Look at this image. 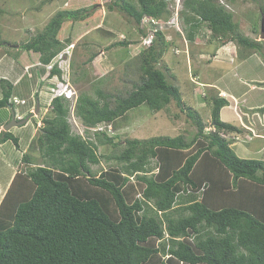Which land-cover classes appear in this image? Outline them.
I'll return each mask as SVG.
<instances>
[{"label": "trees", "instance_id": "trees-1", "mask_svg": "<svg viewBox=\"0 0 264 264\" xmlns=\"http://www.w3.org/2000/svg\"><path fill=\"white\" fill-rule=\"evenodd\" d=\"M136 1L111 0L108 8L125 12L137 25L144 17L172 16L171 0ZM92 9L60 10L22 51L35 54L36 64H50L74 44L71 37L59 38L64 23L93 21ZM180 14L191 43L207 24L221 46L236 41L245 51L264 52V43L238 34L233 14L217 0H184ZM170 45L163 31L156 32L153 44L139 54L140 79L127 96L100 88L96 98L80 94L75 112L85 127L114 126L144 104L153 112L172 102L182 108V93L167 78L170 69L157 66ZM245 51L241 60L250 55ZM19 61L26 65L22 57ZM54 75L63 77L57 65ZM0 83V110L13 107V85ZM204 98L212 106L214 131H206L201 116L189 108L197 127L190 142L181 135L132 139L119 155H99L101 146L121 144L115 137L74 134L71 102L54 99V115L43 120L40 132L44 163L31 166L34 160L26 154L0 203V264H264V160L236 154L230 138L243 129L222 121L229 102L219 93ZM10 140L19 144L12 133H0V144ZM103 159H115L121 167L97 175L91 166ZM154 159L158 173L149 175ZM138 185L141 198L129 202Z\"/></svg>", "mask_w": 264, "mask_h": 264}, {"label": "rangeland", "instance_id": "rangeland-1", "mask_svg": "<svg viewBox=\"0 0 264 264\" xmlns=\"http://www.w3.org/2000/svg\"><path fill=\"white\" fill-rule=\"evenodd\" d=\"M181 1L183 0L170 1L172 12L175 13L178 6L182 8ZM217 1L233 14V21L239 27L238 34L264 43L262 29L264 0ZM110 2L111 0H53L52 2L48 0H0V60L6 58L4 66L8 71L11 70L12 61L19 71V67L22 66L19 59L23 56L28 59L26 70L35 65L41 66V63L36 64L38 60H36L35 54L22 51V45L40 33L60 10L75 11L79 8L94 7L92 9V12L95 13L93 21L68 20L64 23L59 38L65 41L66 38L71 37L74 44L62 52L65 54V51H69L71 59H68L70 57L68 55L65 60L70 61L71 67L67 68L66 62L62 65L65 68V73H68L67 78L78 97L80 94H86L96 98L95 92L99 88L115 97L127 96V93L132 91L133 84L138 83L140 79L138 57L143 50L141 45L144 34L141 32L142 28L128 14L118 8L110 11L108 8ZM129 2L137 3L136 0H129ZM161 20L164 21V19ZM180 22L181 32H176L172 28L163 29L166 40L171 45L157 66L163 71H166L167 68L170 69L167 71V78L170 83L180 89L183 98L182 108L172 102L160 112L151 111L147 104L130 110L114 124L112 137H115V141L121 144L117 148L110 145L101 146L99 155H119L125 150L126 142L132 139L174 138L181 135L190 142L197 134V127L188 117L189 108L201 116L206 131H214L212 106L204 97H210L211 94L216 95L218 92L201 83L217 84L239 98V103L233 102L231 106H234L235 113L238 111L239 116L242 117L245 116L243 110L248 106L255 107L264 102V90L251 91L252 87L256 89L264 87V82L260 84L258 81L264 77L263 51H245L236 41L221 46L220 41L214 38L207 24L201 27L196 41L191 43L187 40L186 28L188 29V27L184 23V19ZM123 41L130 44L114 46ZM243 51H245L244 55L245 53L250 54L246 60H241ZM30 60L33 62L30 63ZM197 74L198 76H196ZM57 78L56 76L54 80ZM1 85L0 97L3 96ZM40 88L42 90L39 96L42 104L41 115L45 119L54 115L49 107L52 94L47 82H43ZM248 99H252V101L247 105L245 100ZM35 100L34 97L33 100L28 101L32 103ZM252 106L251 108H253ZM71 107L73 109L74 105ZM39 109L38 106L37 110ZM18 110H20L19 113L16 112ZM16 111V114L22 113L25 116L24 120L30 116L22 106L16 107ZM234 111L233 108L225 109L221 119L241 126ZM74 116L77 117L76 112ZM75 118L70 116L69 120L70 123L77 122L78 133L85 135L87 139L94 138L95 133L90 131L87 136L82 123ZM43 120L36 137L32 140L36 124L30 121L27 126L21 127L22 125H20L14 128V134L19 140V144L10 140L0 149V201L2 192L8 188L11 175L26 154L32 157L30 161L34 160L31 166L36 167L44 163L40 150V140L43 137L40 132L44 127ZM235 136L239 139L236 140L234 135L230 139L235 141L232 147L240 158L258 160L264 158L263 154L258 152L259 145L264 144L263 140L250 141V137L245 138L240 134ZM24 149L26 150L24 151ZM243 150L245 153L248 151L249 153L243 155ZM23 167L26 166L23 165ZM91 167L93 172L99 175L102 171L121 166L115 159H103L99 165ZM150 167L153 169L149 175L155 174L156 167H158L157 160H151ZM142 191V186L138 185V190L130 193L129 202H133L134 197H141Z\"/></svg>", "mask_w": 264, "mask_h": 264}, {"label": "crops", "instance_id": "crops-1", "mask_svg": "<svg viewBox=\"0 0 264 264\" xmlns=\"http://www.w3.org/2000/svg\"><path fill=\"white\" fill-rule=\"evenodd\" d=\"M26 59L23 58L24 62L27 63ZM5 60H6V58H2L0 60V80L1 79L8 80L13 85L14 92L15 91L17 92L16 94L15 93L13 94V97H18L19 99H24L27 101L33 100L34 97L36 99L32 103H29V101H28L27 105H24V106L19 105V106H22V108L26 110L27 114H29V115L32 114V116L30 115L29 118H27V119H29V122L26 125H22L21 127L27 126L30 123V121H33L36 124L35 125V134L31 137V140H32L34 137H36V133H37V131H39V127L41 126L42 120L44 119L43 115H41L42 104L40 103V97L39 96H40L41 91H42L40 88L41 85L43 84V82H47L46 81L47 71L45 70V68L40 69V66L35 67L36 65L34 67H31L30 69L26 70L28 68V65L27 64L23 65L24 67L22 68V66L19 63L18 64L21 67H19L20 70L18 71L17 66H14V63L12 60H11L12 65L10 66L11 70L8 71L7 67L4 66ZM230 60H232V58H230ZM41 68H43V67H41ZM34 70H35V72H34ZM196 76H198V74ZM258 81L260 82V84L263 83L264 77ZM23 82H25L27 84H24ZM201 84H204L205 86H207V88L216 89V91L219 94L222 93L221 95H227L226 100L229 102V106L222 109L221 116H222V113L225 109L227 110V109L233 108V111H234V106L232 107L231 105L233 104V102H235L234 99H236V101H237L239 98H236V96L234 94L227 92L226 90L223 89L222 86H219L217 84H208V83H201ZM258 89L264 90V87L257 88V89L252 87L251 91H255ZM1 98L2 97H0V99ZM251 101H252V99H248V100H245V103H247V105H248L251 103ZM238 103H239V101H238ZM38 106L40 107L39 110H37ZM251 106H248L245 110H243V111H245L244 117L239 116L238 111H236V113L234 111L235 117L238 119V122L241 125V126H237V125H235V126L243 129V132L240 135H244L245 138L250 137V141H252L254 139H260V140L264 141V111H262V109L264 108V102L262 104H258L255 107L252 106L253 108H251ZM16 107H18V106H16ZM16 107H14V108L13 107H6V108H3L0 110V112H1L0 113V133L10 132L15 136L14 128H16L18 126H13L10 129H7L6 127H7V124H9L11 122L13 114L16 112L19 113L20 110L16 111ZM27 107H28V109H27ZM24 117L25 116L22 113L16 114V121H19V120L23 121ZM222 121L227 122L223 119H222ZM227 123H230V122L228 121ZM230 124H232V123H230ZM234 137H236V136L234 135ZM5 144L6 143L0 144V149L3 148ZM25 150L26 149H24V151ZM258 152L260 154H263V157H264V144L259 145ZM243 153H244L243 155H245V154H248L249 151L245 153V151L243 150ZM259 160H264V158L259 159ZM21 163H22V160L19 163V165L17 166L15 172H13V174L11 175L7 190L9 189V187H10V185L14 179V176L16 175L18 170L20 169ZM0 190H1V188H0ZM7 190L2 192L3 195H2L1 201L3 200L5 194L7 193L6 192ZM0 193H1V191H0Z\"/></svg>", "mask_w": 264, "mask_h": 264}, {"label": "built area", "instance_id": "built-area-1", "mask_svg": "<svg viewBox=\"0 0 264 264\" xmlns=\"http://www.w3.org/2000/svg\"><path fill=\"white\" fill-rule=\"evenodd\" d=\"M179 9L176 10V12L174 13V16L168 20V21H162L161 19H155V18H150V17H144L141 20L140 23V27L142 29H145L147 32V36L143 38V43H142V47L144 49L149 48L155 38H156V32L158 31H163L164 28H172L175 29L179 32H181L180 29V17H179ZM65 55L64 54H60L58 55L50 64L48 65H41L44 68H46L47 70V76H49L53 70V68L57 65L59 67V69H61L64 73H65V68L63 67L62 63H64L65 61ZM49 74V75H48ZM68 74L65 73V75L63 74L62 79L57 78L56 80L53 79V86L50 89V92L52 94V98H64L66 100H70L73 101L76 99L77 97V93L74 89V87L71 85L69 79L67 78ZM13 104L17 105V104H21V105H25L26 101L25 100H19L17 98H15L12 101ZM110 132V134H113V130H112V126L111 125H101L100 127H98V131H106Z\"/></svg>", "mask_w": 264, "mask_h": 264}, {"label": "clouds", "instance_id": "clouds-1", "mask_svg": "<svg viewBox=\"0 0 264 264\" xmlns=\"http://www.w3.org/2000/svg\"><path fill=\"white\" fill-rule=\"evenodd\" d=\"M184 1V0H183ZM183 1H181L182 2V4H181V6H182V8L180 7V6H178V8L177 9H179L178 11H179V17H180V21H182L183 20V18H182V16H181V11H182V9H183ZM172 11V10H171ZM176 12V11H175ZM174 16V11L172 12V16L168 19V20H170L172 17ZM182 19V20H181ZM168 20H164V21H168ZM181 23V22H180ZM140 26V25H139ZM145 30V29H144ZM146 31V30H145ZM177 31V30H176ZM179 32V31H178ZM147 33V32H146ZM144 38V37H143ZM70 46H73V45H69L67 48L69 49L70 48ZM67 48H65V49H67ZM143 48V47H142ZM64 49V50H65ZM144 49V48H143ZM63 50V51H64ZM62 51V52H63ZM62 52H60L58 55H60V54H62ZM66 53L64 54L65 55V57L66 56H70V53H69V51H65ZM57 55V56H58ZM56 56V57H57ZM55 57V58H56ZM54 58V59H55ZM53 59V60H54ZM65 59V58H64ZM68 59H71V56L68 58ZM52 60V61H53ZM65 62H66V67L67 68H70L71 66H70V61L68 62V60H64ZM64 62V63H65ZM42 64V63H41ZM42 65H44V64H42ZM38 66V65H37ZM37 66H35V67H37ZM41 67H43V66H40V68ZM44 68V67H43ZM45 70H46V68H45ZM61 70V69H60ZM47 71V70H46ZM67 73V72H66ZM63 74H64V72H63ZM68 74V73H67ZM57 75H54V76H52V72H51V74L49 75V76H46V81H47V83L49 84V91H50V89L52 88V86H53V79L56 77ZM58 77V76H57ZM59 78V77H58ZM61 79V78H60ZM222 93H220L219 95H220V97H223V98H227V95H221ZM204 96V95H203ZM15 98H17V99H19L18 97H12V99L10 100V104H12L13 105V108L14 107H16V106H19V105H21V104H17V105H15V104H13L12 103V101L15 99ZM77 98H78V96L76 97V99L75 100H73V101H70V100H68V101H70L71 102V105H74V108L72 109V107L70 108V116H71V118L72 117H74L75 118V116H74V113H75V105H76V102H77ZM54 99H56V98H52V96L50 97V106H51V103H52V101L54 100ZM64 99V98H63ZM19 100H24V99H19ZM66 100V99H65ZM26 101V104L25 105H27L28 104V101L27 100H25ZM234 101H235V103L236 104H238V100L236 101V99H234ZM73 103V104H72ZM24 106V105H23ZM49 106V107H50ZM11 107V106H10ZM73 112V113H72ZM15 115H16V113H14ZM31 116H32V114H30ZM69 116V117H70ZM76 119H79L78 118V116L75 118V120ZM80 120V119H79ZM18 122H20V120L18 121ZM29 122V121H28ZM27 122V123H28ZM80 122L82 123V127L84 128V133L88 136V134H89V132L90 131H93L95 134H96V132H101V133H106V134H108V135H110L111 137L113 136V134H110V132H107V130L108 129H106V131H98L97 129H98V127H100L101 125H106V124H101L100 126H98V127H95V128H92V129H88L87 127H85V125H84V123L80 120ZM26 123V124H27ZM69 123H70V120H69ZM25 124V125H26ZM70 125H71V128H72V132L74 133V134H76V135H78V136H81L82 138H84V139H87L86 138V136L85 135H83V134H80V133H78V124H77V122L75 123L74 121L73 122H71L70 123ZM73 126V127H72ZM108 126V125H107ZM112 126V130H113V128H114V126L113 125H111ZM94 138H95V135H94ZM94 138H92V139H94ZM89 139V138H88ZM235 139L236 140H238L239 138L238 137H235ZM157 170V172L156 173H158V168L156 169ZM139 198H141V197H139Z\"/></svg>", "mask_w": 264, "mask_h": 264}, {"label": "water", "instance_id": "water-1", "mask_svg": "<svg viewBox=\"0 0 264 264\" xmlns=\"http://www.w3.org/2000/svg\"><path fill=\"white\" fill-rule=\"evenodd\" d=\"M262 29H263V32H264V21L262 23ZM29 121V119H25L24 121H16V115L13 114L12 116V119H11V122L7 125V129H10L12 128L13 126H19V125H25L27 122Z\"/></svg>", "mask_w": 264, "mask_h": 264}]
</instances>
